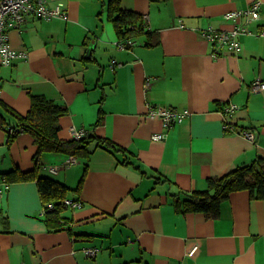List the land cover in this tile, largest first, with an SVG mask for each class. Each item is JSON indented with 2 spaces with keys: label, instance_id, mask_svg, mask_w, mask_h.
<instances>
[{
  "label": "crops",
  "instance_id": "1",
  "mask_svg": "<svg viewBox=\"0 0 264 264\" xmlns=\"http://www.w3.org/2000/svg\"><path fill=\"white\" fill-rule=\"evenodd\" d=\"M61 1L66 17L27 16L8 29L11 47L25 56L0 66V102L25 114L30 95H44L67 108L61 139L72 130L94 131L125 153L94 148L86 165L77 158L67 163L62 153L40 155L37 172L78 186L67 196L82 201L64 211L56 231L43 221L36 183L6 181L0 264H264V200L231 192L212 218L177 211L173 202L178 192L204 189L209 177L264 157V89L251 85L264 82V0H120L121 9L146 17L151 32L125 47L117 45L109 0ZM256 1L257 18H224ZM237 22L246 29L241 50L219 48L214 56L204 30ZM228 104L237 109L226 131L221 110ZM2 105L4 122L13 124ZM150 105L189 115L164 127L148 116ZM100 110L103 120L95 125ZM158 132L164 139H151ZM6 140L0 126V181L7 171L35 167L30 135ZM86 247L98 248L95 257L85 256Z\"/></svg>",
  "mask_w": 264,
  "mask_h": 264
},
{
  "label": "trees",
  "instance_id": "2",
  "mask_svg": "<svg viewBox=\"0 0 264 264\" xmlns=\"http://www.w3.org/2000/svg\"><path fill=\"white\" fill-rule=\"evenodd\" d=\"M119 1L109 0L107 3V11L112 19L117 39L123 41L139 34H150L144 16L131 10L121 9ZM0 104L4 105L3 102ZM3 105L2 109L15 118L13 124L7 123L0 114V126L7 134V143L20 133H27L36 145V152L33 156L35 161L33 169L23 171L15 168L3 173L2 178L7 182L34 181L41 198L43 210L41 215L47 229L60 230L66 222L63 213L70 207L64 204V200L79 199L68 197V190L77 192L79 188L78 186L70 188L51 176L39 174L37 169L40 166V155L44 152L62 153L78 160L83 159L86 165L94 148L100 147L110 152L125 153V151L113 140L99 136L94 131L87 132L79 138L61 139L58 136L59 118L67 112V108L47 99L44 95L31 94L30 106L25 114L17 113L7 105ZM102 120L103 112L100 110L95 125L101 124ZM239 190H247L251 199L264 200V157H257L251 163L236 166L222 175L209 177L204 189L178 192L173 202L177 211L202 213L212 218L218 213L220 204L229 194ZM49 204L51 207L47 208Z\"/></svg>",
  "mask_w": 264,
  "mask_h": 264
},
{
  "label": "built area",
  "instance_id": "3",
  "mask_svg": "<svg viewBox=\"0 0 264 264\" xmlns=\"http://www.w3.org/2000/svg\"><path fill=\"white\" fill-rule=\"evenodd\" d=\"M49 0H0V66H9L12 62L25 56L24 51H17L12 48L9 42L8 29L18 28L27 16H32L40 19L49 18H64L67 15L65 5L62 2H57L53 6H50ZM259 1L253 2L249 7L245 9H239L238 11H232L224 15L225 19L239 20V18H250L255 19L258 17ZM146 17L144 16V19ZM147 20L145 19V22ZM147 23V22H146ZM245 27L242 24L236 23L232 29L229 30H204V35L209 42L212 43L215 48L216 56L219 48H226V50L239 52L242 44L239 40V34L244 33ZM133 39L128 38L125 40H118L117 45L119 47H125L126 45H132ZM114 62V61H113ZM253 90H263L264 82L260 79H255L252 83ZM237 109L235 104L224 105L221 112L224 116V127L227 130L233 129L234 125L231 123L229 116L234 113ZM232 113V114H231ZM230 114V115H229ZM189 115V111L186 109L179 110L176 108H167L156 105H150L148 116L151 118L158 117L164 127H169L175 123H180L184 118ZM229 115V116H228ZM72 137L79 138L84 134L83 130H72ZM237 132L249 140L254 139V134L250 129L238 128ZM165 137L164 133H154L151 135L153 140H163ZM76 158L70 156L67 163L74 162ZM50 171L56 172V167L51 166ZM8 184L5 180L0 181V196L3 193V189L7 188ZM64 204L73 208H79L81 201L79 199L73 200L67 198L64 200ZM47 208L51 207V204L47 205ZM43 212V210L41 211ZM196 247H193L189 251L191 254ZM83 250L85 256L93 258L97 254V247H86Z\"/></svg>",
  "mask_w": 264,
  "mask_h": 264
},
{
  "label": "rangeland",
  "instance_id": "4",
  "mask_svg": "<svg viewBox=\"0 0 264 264\" xmlns=\"http://www.w3.org/2000/svg\"><path fill=\"white\" fill-rule=\"evenodd\" d=\"M58 1H60V2H63V1H61V0H58ZM64 3V2H63ZM66 9V8H65ZM78 160V159H77Z\"/></svg>",
  "mask_w": 264,
  "mask_h": 264
}]
</instances>
